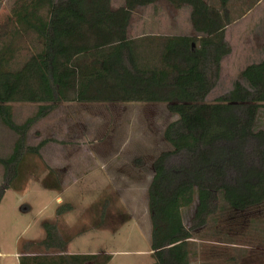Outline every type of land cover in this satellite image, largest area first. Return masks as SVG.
<instances>
[{"label":"trees","instance_id":"trees-1","mask_svg":"<svg viewBox=\"0 0 264 264\" xmlns=\"http://www.w3.org/2000/svg\"><path fill=\"white\" fill-rule=\"evenodd\" d=\"M17 1L16 24L36 34L37 52L14 69L13 50L0 48V123L18 137L13 153L0 158L7 183L21 174L27 154L41 157L42 149L56 142L29 146L27 137L60 104L160 103L178 119L164 131L171 150L154 161L148 190L153 264H190L193 231L216 213L219 197L234 211L264 205V130L257 128L264 106V59L246 67L243 82L236 81L228 95L206 103L223 59L232 53L226 41L232 0H220V9L205 0H164L177 9L190 7L192 36L141 39L128 35L133 12L159 0H124L118 9L111 0ZM13 103L36 104L38 110L18 124ZM182 153L186 163L168 165ZM7 186L0 188V203ZM196 201L189 230L183 212ZM72 210L62 205L57 216ZM44 229L43 241L23 245L20 264L111 261L108 254H67L71 239H64L54 223L46 222ZM35 246L44 252H33Z\"/></svg>","mask_w":264,"mask_h":264},{"label":"rangeland","instance_id":"rangeland-1","mask_svg":"<svg viewBox=\"0 0 264 264\" xmlns=\"http://www.w3.org/2000/svg\"><path fill=\"white\" fill-rule=\"evenodd\" d=\"M111 1L114 8L125 3ZM205 1L221 7L220 0ZM16 2L0 0V48L13 50L10 67L19 69L37 52V36L16 24L12 13ZM159 3L169 21L159 30L151 29L149 15L158 10H138L131 20L130 38L141 33L192 36L190 7ZM229 11L232 23L226 41L232 53L222 61L220 79L206 98L209 104L233 91L236 81L243 82L240 75L246 67L264 59V0H232ZM147 19V24L141 21ZM147 46L143 44L142 52ZM11 106L18 124L38 110L36 104ZM177 119L160 103H64L38 122L27 145L37 146L46 139L56 142L42 149L41 157L27 154L12 183L5 180V167L0 164V188L8 184L0 203V250L6 254L2 264H20L17 254L23 245L46 238V222L56 224L61 236L71 239L67 251L108 254V264H153L148 190L154 161L171 150L164 131ZM257 128L264 130V106ZM0 138V158L9 157L18 137L0 123ZM187 159L182 153L171 157L168 165H181ZM65 204L73 210L57 216V209ZM215 204L216 213L193 231L190 264H264V205L234 211L220 197ZM196 205L197 201L183 212L189 230ZM32 251L44 249L35 246Z\"/></svg>","mask_w":264,"mask_h":264},{"label":"crops","instance_id":"crops-1","mask_svg":"<svg viewBox=\"0 0 264 264\" xmlns=\"http://www.w3.org/2000/svg\"><path fill=\"white\" fill-rule=\"evenodd\" d=\"M160 0L159 1H157L156 3H154V4H151V5H149V6H144V7H141V6H139V7H137L136 9H135V11L133 12V15H134V13L136 14V12H138V10H142V9H149V8H152V9H154V10H158V12L157 13H152L151 15H149V18H150V23H148V25L150 26L149 28H151V29H157V30H159V28L161 29V26H164V24L165 23H167L169 20H167V18H166V16L165 15H163L164 14V12L161 10V6H158V5H160ZM165 2H167V1H165ZM168 3V2H167ZM169 4V3H168ZM124 5H125V3H124ZM123 5V6H124ZM170 5V4H169ZM122 6V7H123ZM172 6V5H171ZM113 7V6H112ZM186 7V6H185ZM120 8V7H119ZM163 8V7H162ZM184 8V7H183ZM113 9H118V8H114L113 7ZM138 15H141V14H138ZM142 16L144 17V14H142ZM172 17H177V16H175V15H173ZM132 18H133V16H132ZM143 23H145V24H147V21H149V19H147L146 21H143V20H141ZM132 24V23H131ZM131 24H130V27H129V30H128V34H129V37H130V33H131V31L132 30H134V29H132V27H131ZM145 28V27H144ZM191 28H192V26H191ZM192 31H193V29H192ZM141 34H143V33H141ZM139 35V36H137L136 38H131V39H139V38H146V36L148 37V36H160V35H158L157 33H153V35H151V34H147V35ZM174 36H182V35H174ZM184 36H187V35H184ZM2 140V138H0V141ZM2 145V144H1ZM11 145H12V143H11ZM43 152V151H42ZM42 152H41V155H42ZM20 253H18L17 254V257L19 258L20 257V255H19ZM67 254H85V255H92V254H95V255H106V254H102V253H89V252H70V251H67ZM6 254L5 253H3L1 250H0V264H2V260H3V258H4V256H5ZM8 264H12L11 262L10 263H8Z\"/></svg>","mask_w":264,"mask_h":264}]
</instances>
